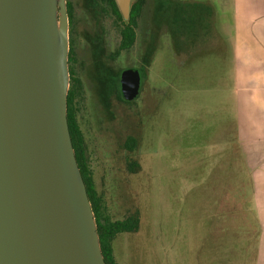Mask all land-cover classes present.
Returning <instances> with one entry per match:
<instances>
[{
  "label": "rangeland",
  "instance_id": "1",
  "mask_svg": "<svg viewBox=\"0 0 264 264\" xmlns=\"http://www.w3.org/2000/svg\"><path fill=\"white\" fill-rule=\"evenodd\" d=\"M66 1L73 7L69 68L82 81L77 117L104 215L122 219L140 209L145 252L156 250V264H198L203 254H210L214 263L218 250L240 258L236 247L223 252L231 246L230 238L241 241L237 247L248 238L235 235L243 225L222 211V172L230 167V152L219 147L222 126L233 111L229 90L234 88L231 80L226 87L211 74L217 63L184 64L181 52L191 45L175 37L176 29H190V20L198 30L208 3L230 24L234 0H147L136 43L116 57L121 21L110 5L103 0ZM129 67L144 70L147 78L139 96L125 101L118 95L117 76ZM129 135L139 141L133 150L125 147ZM131 160L141 169L131 171ZM224 238L225 245L219 242Z\"/></svg>",
  "mask_w": 264,
  "mask_h": 264
},
{
  "label": "water",
  "instance_id": "2",
  "mask_svg": "<svg viewBox=\"0 0 264 264\" xmlns=\"http://www.w3.org/2000/svg\"><path fill=\"white\" fill-rule=\"evenodd\" d=\"M134 0H116L130 19ZM66 0H0V264H107L68 123ZM134 100L141 73L121 72Z\"/></svg>",
  "mask_w": 264,
  "mask_h": 264
},
{
  "label": "crops",
  "instance_id": "3",
  "mask_svg": "<svg viewBox=\"0 0 264 264\" xmlns=\"http://www.w3.org/2000/svg\"><path fill=\"white\" fill-rule=\"evenodd\" d=\"M211 4L208 3L204 9L206 18L201 26L198 24V30L196 21L190 20V29H176L175 37L177 41L191 45L188 51L181 52L185 56L183 61L187 62L184 64L203 60L204 63H217L218 69H214L211 74L219 77L220 83L226 87L231 80L234 92L229 90V93L233 99V111L229 113L230 120L227 119L226 122L225 119L222 126V142L219 141V147L228 148L230 155L227 162L233 169L243 159L249 168L247 177L251 181V211L260 223V235L245 240L242 247L236 246L240 240L229 239L231 246L223 247V252L236 247L242 254L240 258L232 259V255L222 254L218 250L217 257H212L217 261L211 263L210 254H203L198 264H264V0H234V13L230 24L226 22V15L220 17L219 8L217 12ZM173 22L177 23L178 20L174 19ZM196 38H201V43ZM244 75L249 77L244 78ZM222 173L226 181L222 211L226 212L232 208V205H226V196L234 188L233 183L241 179V173L227 169ZM142 224L140 215V227L137 231L120 232L114 237L113 255L117 263L156 264V250L153 254L145 252L147 244L142 239ZM219 242L224 245L227 243L225 238Z\"/></svg>",
  "mask_w": 264,
  "mask_h": 264
},
{
  "label": "trees",
  "instance_id": "4",
  "mask_svg": "<svg viewBox=\"0 0 264 264\" xmlns=\"http://www.w3.org/2000/svg\"><path fill=\"white\" fill-rule=\"evenodd\" d=\"M103 1L107 2L110 5L112 10L117 14L118 18L121 21V41L118 49L113 55V57H116L123 50H128L132 48L136 43L137 29L139 27L140 17H142L147 0H135L133 2L130 19L127 22L123 19L116 3V0ZM68 13L70 14V17H73V7L71 4L68 5ZM72 53L73 50L70 51V61L73 60ZM121 72L122 71H120L117 76V86L119 98L124 99L121 90ZM141 75L143 80L147 78V73L144 70L141 72ZM71 82L72 83L68 94V123L73 146L75 149L76 159L84 182L86 184L88 195L96 216L98 232L105 261L107 264H119L116 262L113 255L112 241L114 237L120 232L137 231L139 229L140 210L137 209L135 212L127 215L125 218L122 219H110L109 217L104 215L105 207L103 199L102 196L99 194L95 184L85 134L80 126L77 117L76 99L79 91L82 88V81L73 73V69H71ZM138 144L139 141L137 137L130 135L126 139L125 147L129 150H133L138 146ZM236 164L239 163L236 162ZM128 168L131 171L135 172L141 169V164L136 160H131L128 163ZM228 170H236L241 173V179H238L233 183L236 187L229 190V196H226V205L228 207L232 205V208L226 211L227 214L231 213L232 218L235 219L233 223L243 225L242 227L235 230V235L237 236L241 234V236L239 237H247L248 239L250 237L254 238L255 236L259 237L260 223L255 218L254 212L251 211L253 207L251 181L249 177H247L249 168L243 159L239 166H236V169H233V166H230L229 169V167L227 166V171ZM234 239L239 240L238 238Z\"/></svg>",
  "mask_w": 264,
  "mask_h": 264
},
{
  "label": "flooded vegetation",
  "instance_id": "5",
  "mask_svg": "<svg viewBox=\"0 0 264 264\" xmlns=\"http://www.w3.org/2000/svg\"><path fill=\"white\" fill-rule=\"evenodd\" d=\"M120 80H121V78H120ZM143 83H144V80H143L142 75H141V90H140V92L142 91ZM139 94H140V93H139ZM138 96H139V95H138ZM138 96H137V97H138ZM137 97H136V98H137ZM136 98H135V99H136ZM122 100L129 101V100H126L125 98L122 99ZM130 101H132V100H130ZM129 136H130V135H129ZM127 138H128V137H127ZM127 138H126V139H127ZM125 142H126V140H125ZM127 149H128V148H127Z\"/></svg>",
  "mask_w": 264,
  "mask_h": 264
}]
</instances>
